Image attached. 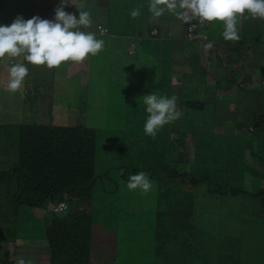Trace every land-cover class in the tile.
Instances as JSON below:
<instances>
[{
    "label": "rangeland",
    "instance_id": "obj_1",
    "mask_svg": "<svg viewBox=\"0 0 264 264\" xmlns=\"http://www.w3.org/2000/svg\"><path fill=\"white\" fill-rule=\"evenodd\" d=\"M121 1H126L128 7L125 8L124 3H119L118 8H115V3L118 2L113 1L111 9L101 7L108 4L110 0H66L70 3L65 7V11L75 14L79 18L80 10H92L95 20H92L90 27H82L81 30L94 32L98 39L104 40L109 36L125 37L126 39L130 36L131 38L132 28L139 27L143 32H150L151 27L158 23L155 28L158 32L160 30L161 36L168 33L169 36L166 39L172 42L174 40L170 38L173 34L180 37L177 41L179 47L181 46L180 48L185 45L184 38L189 47L197 44L202 47L207 46V44H200L197 41L189 42L186 39L187 23L178 18L177 15L165 12L158 19H154L152 14H149L150 0H135L133 4L129 3L128 0ZM139 4H142L144 8H139ZM60 5L61 0H5V25H10L17 16H22L24 19H31L34 16L49 20L54 19L55 9ZM135 8L146 12V16L150 19L149 25L146 24L145 17H131L130 13ZM140 19L143 20V23H130ZM99 23L108 25L111 33L100 35L97 30ZM246 26L247 23H244L243 17H241L238 22L240 35L238 41L224 40L222 35L224 25L220 22H206L201 26L200 30L207 33L210 41L215 45L214 48H208L215 62L206 68L202 66L198 75L205 76L207 80H214V82L209 92H204L202 96L195 92L197 97L187 96L186 100L201 101L203 99L207 103L205 112L197 111L194 116H197L201 122H204L205 118L209 122L216 118V126L211 129L213 134L226 133V139H230L232 133L240 134L243 140L249 143V147L255 146L257 150H261L260 156L264 157V145L254 142L258 130L249 129L251 125H255V114L264 113V67L259 70L260 75L255 73L253 68L249 69L243 66H241L239 74L234 73L233 75L230 71L224 72L222 66L227 60L218 55V52L225 51L230 55V58L234 57L236 60L231 64L228 63V66L231 65L233 68L242 65L243 59L246 57H248L247 61L252 62L256 67L264 65V51L254 48L252 52L254 54H250V46H247L243 41L246 35ZM155 38L164 39L159 36ZM150 41L152 40L150 39ZM223 44H226V48L222 47ZM104 49H106V42ZM141 49L144 55H146L145 53L148 54L150 60L148 57L145 59L144 56L129 55L126 52L127 57L123 59L122 54L115 51H101L96 56L90 55L82 63L66 62L59 68L49 69L46 66L30 64L33 69L29 70L27 78H30L31 82L27 84L28 86L26 85L25 92H18V100H14L10 91L7 92L9 77L4 78L5 75L9 76L6 66L11 60L6 58L1 61L0 124L5 126L0 128V174L3 177L4 173L14 166L18 153V137L8 134L11 125L7 126V124L14 123L95 128L96 133L99 132L100 140L97 148V152H99L97 156L98 173H105L106 167L111 164L123 166L111 170L109 177L105 176L103 182H100V186L96 188L97 199L94 205L93 236L100 247H105L107 244L109 249L108 260L103 258V261L110 262V264H114L115 259V264H149L150 260L147 259L151 256L152 248L155 245V237H153L155 216L158 209H163L167 205L168 198L165 195L167 189L175 187V184L170 183L171 181L166 175L153 177L152 172L145 169L143 172L148 174L153 183L152 189L147 194H141L139 189L130 191L127 188L128 179L130 175H133L132 158L138 153L136 146L144 143L148 136L144 132L146 120L140 116L143 114L141 108L144 106L142 97L153 92L161 96L166 95L167 90L165 89L168 86L167 79H163V82L159 83V73H152L151 64L160 70L158 63L154 61L157 49L154 46L149 47L147 44H143ZM101 63L102 71L99 70ZM179 64L182 65L180 59ZM114 65H116L115 74L119 75L126 71L130 75L127 79L128 85L124 86V83L117 81L114 86L110 82V79L113 78L109 76ZM180 66L177 65L173 70H183ZM171 67L174 66L168 65L167 70L162 75L163 77L167 78L170 75ZM224 69L226 71L227 66ZM247 72L251 76L250 78L247 77ZM177 77L174 75L171 80L177 81ZM218 81L222 82V89L219 91L218 87L221 84L217 83ZM108 84L111 85L108 86ZM29 89H33L34 96L30 95ZM200 89L198 90L200 91ZM21 102L22 109L20 111L19 108L17 110V107ZM11 107H16V112L12 111ZM8 108L10 109L8 110ZM141 120L143 124L137 128ZM132 133L137 134L134 136ZM188 137V145L194 150L195 160H199L207 148V140L195 141V136L193 137L191 134ZM261 140L260 143H264V138ZM217 141L219 142V146L216 147L217 151L219 153L228 152L226 158H219L216 164L221 163L222 160L235 162L236 158L233 157L234 146L227 144L231 141L224 145L221 144L220 137ZM125 161L128 164L126 166L123 164ZM124 167L130 168L124 170ZM147 167H150V163H145V168ZM207 170L209 168L205 164L200 166V172ZM210 171L212 174L218 173V170L212 169V167ZM252 171L255 177L264 178V163L257 161V165L253 167ZM221 179L225 178L221 177ZM14 187V180L0 181V249L10 250V258L16 255L17 258L19 257L18 261L23 260L25 264H34V262L49 264L50 260L47 262L48 255L45 254L47 243L44 240L43 222L42 220L39 221L40 219L44 220L45 216L41 215L42 218L40 216L35 217L38 219L36 221H27L31 219L29 216L26 217L27 220H19L17 222L20 226L19 231L14 228L15 222H12L10 226L4 223L13 215L15 210L12 199L17 190ZM199 196L203 198L202 194ZM216 199L213 197L207 202L214 211L203 210L201 213L203 218L211 216L213 222L216 216L215 209L219 204ZM170 200L171 202L175 201L173 198ZM50 203V200H46L39 209H47ZM174 203L178 212L182 206L178 207L176 201ZM29 208L28 205H20L19 214H24ZM225 211L231 215L232 219L228 220V224L223 228L229 231V235L237 231L240 236L236 239L237 241L231 242L230 248L228 246L223 247L218 250V253L215 248L213 254H210L208 260L203 264H264V226L261 227L263 220L255 214H251L248 219H245L247 222L245 224L241 221L242 215L239 211H232L231 207ZM45 213L46 215L48 213L49 215L53 214L50 210H46ZM134 214L140 215L144 226L133 229ZM207 224L210 223L207 222ZM207 228L216 229L217 226L211 224ZM16 232L22 238H18V234L15 237ZM4 237L5 240L9 238L10 241L8 243L3 242ZM15 238L16 240H13ZM238 247V250L231 252L230 249H237ZM48 254L50 256V251ZM96 258L99 259L100 257L96 256Z\"/></svg>",
    "mask_w": 264,
    "mask_h": 264
},
{
    "label": "trees",
    "instance_id": "obj_2",
    "mask_svg": "<svg viewBox=\"0 0 264 264\" xmlns=\"http://www.w3.org/2000/svg\"><path fill=\"white\" fill-rule=\"evenodd\" d=\"M243 21L247 23L243 41L250 46V54H254L252 53L254 48L264 51V20L252 19L245 14ZM0 24H5V0H0ZM155 27L156 24L152 30L153 36ZM136 43L135 38L128 50L129 54L136 52ZM247 59L248 57L243 59L242 65L230 68L234 70L233 75L234 73L239 74L241 66L253 68L255 73L259 74V70L264 65L256 67ZM226 60L231 64L236 59L233 57ZM14 62L16 61L11 60L8 66ZM24 62L29 70L33 69L27 61ZM246 74L247 77H251L248 72ZM8 77L5 75L4 78ZM236 80L238 81V78ZM193 81H195L194 77ZM30 82V78L26 77L22 91L15 93L10 91L14 100H18V92H25V87ZM213 82L214 80L203 81L202 78L203 88L200 91L198 87L169 88L166 96L170 98L175 95L177 97V108L183 115L175 122L165 125L166 127L164 126V129L157 133L156 138L147 136L144 143L136 146L138 153L133 156L131 163L133 174L146 169L152 172L153 177L166 175L170 183L175 184L174 188L167 189L165 193L168 198L167 205L163 209H158L155 216V230L153 231L155 245L151 256L147 259L150 260L149 264H203L208 260L209 255L213 254L215 248L217 253L223 247L230 248L231 242L237 241L236 239L240 236L237 231L229 235V231L223 228L228 224V220L232 219L231 215L225 211L230 207L232 211H239L242 215L241 221L245 224L247 223L245 219L255 214L263 220L261 227L264 226V178L255 177L252 171L257 161L264 163V157L260 156L261 150H257L253 145L249 147V143L245 142L240 134L232 133L230 139L225 138L226 133L213 134L211 129L216 126V118L212 122H209L207 118L201 122L197 116H194L197 111L204 113L207 103L203 99L201 101L186 100L187 96L197 97L195 92L201 96L204 92H209ZM217 83L221 84L218 87L219 91L222 89V82ZM1 89L2 85H0V99ZM29 90L30 95L34 96L33 89ZM7 92H9L8 88ZM20 105L22 102L17 110L19 108L21 111L22 106ZM145 107V105L142 106L143 114L140 116L146 120L148 114ZM11 110L16 112V107H11ZM255 116V125H251L249 129L258 130L254 142L264 145L260 143L264 138V113H257ZM142 124L141 120L137 128H140ZM3 126L5 125L0 124V128ZM7 126H10L8 134L18 137V153L14 166L4 173V177L0 174V181L14 180V189L17 191L12 199L15 205L13 215L4 223L10 226L12 222H15L14 228L19 231L20 226L17 225L19 205L40 206L46 200H59L65 195L69 205L68 209L61 213H53L43 220L45 237L50 249L49 264H110V262L103 261V258L107 259L108 256L107 244L105 247H100L93 236L96 188L100 186L105 176L109 177L111 170L123 166L111 164L106 167L105 173H98L99 132L96 133L95 128L87 126L40 123H14L7 124ZM132 134L136 136L137 133ZM190 134L195 136V141L207 140V148L199 160H195L194 150L188 145ZM218 137L221 138L223 145L231 141L227 144L234 146L235 162L222 160L221 163L216 164L219 158L225 159L228 152L219 153L217 151ZM145 163H150V167L145 168ZM123 164L128 165L126 161ZM203 164L209 168L206 172H200V166ZM211 167L218 170V173L212 174ZM127 168L130 167H124V170ZM221 177L225 179L222 180ZM199 194H202L203 198L198 197ZM213 197L219 202L215 209L214 222L211 221V216L203 218L201 214L203 210L214 211L207 204ZM170 198L177 202L178 207L182 206L178 212L175 201L171 202ZM133 219V229L144 226L140 215L134 214ZM211 224H215L217 228H207ZM15 237H17V232ZM8 239L5 240L4 237L2 241L8 242L10 241ZM220 242H222L221 245ZM115 244L117 247L116 241ZM238 249L239 247L230 250L235 252ZM9 251L0 249L1 264H15V255L10 258ZM96 256L100 258L97 259Z\"/></svg>",
    "mask_w": 264,
    "mask_h": 264
},
{
    "label": "clouds",
    "instance_id": "obj_3",
    "mask_svg": "<svg viewBox=\"0 0 264 264\" xmlns=\"http://www.w3.org/2000/svg\"><path fill=\"white\" fill-rule=\"evenodd\" d=\"M69 3L61 0V5L55 9V17L51 20L39 16L31 19L17 16L10 25L0 24V61L6 58L18 61L6 66L9 73L7 84L9 91L15 93L23 90L24 81L29 75V69L24 61L34 66H46L52 69L59 68L66 62L82 63L90 55L96 56L103 51L105 45L103 39H98L94 32L81 30L82 27L91 26V14L79 9L80 14L77 18L75 14L65 11ZM148 8L154 19L169 12L177 15L187 24L194 18L200 22H220L224 25L222 35L226 41L240 39L238 22L245 14L252 19L264 20V0H150ZM130 15L132 18L139 17L140 9H133ZM97 30L101 33L98 26ZM108 33L109 31L101 34ZM206 47L211 48L212 44L209 43ZM142 99L148 114L144 132L153 139L165 125L175 122L183 115L177 108L175 95L169 98L153 92L143 96ZM152 187V181L143 171L130 175L127 183L130 191L139 189L141 194H147ZM50 201V205L45 210L61 213L68 209L65 195L59 200ZM61 202L66 203L67 207L56 211L55 207ZM47 216L49 213L45 217ZM44 240L50 251L47 238L44 237ZM19 264H25V262L20 260Z\"/></svg>",
    "mask_w": 264,
    "mask_h": 264
},
{
    "label": "crops",
    "instance_id": "obj_4",
    "mask_svg": "<svg viewBox=\"0 0 264 264\" xmlns=\"http://www.w3.org/2000/svg\"><path fill=\"white\" fill-rule=\"evenodd\" d=\"M112 1L118 2V3H115V8H118L119 3H124L125 8L128 7V4L126 3V1H121V0H110V2L106 5L101 4L102 5L101 7L102 8L106 7V8L111 9L112 8ZM128 1H129V3L133 4V2L135 0H128ZM139 8L143 9L144 7L142 4H139ZM88 12L91 14L92 20H95V15L93 14V11L89 9ZM140 12H141V15L139 17H141V18L145 17L146 24L149 25L150 19L146 16V12L144 10H140ZM149 14H150V12H149ZM130 23L140 24V23H143V20L140 19L137 21H131ZM99 24H103V23H99ZM157 24L158 23H156V26H157ZM103 25L107 26L109 28L108 34H110L111 33L110 27L106 24H103ZM154 26L151 27L150 32H143L141 30V28H139V27L132 28V30H133V32L131 34L132 37L130 38V36H129V38L127 37V39L125 37L120 38V37H115V36L106 37L104 39L106 42V49H103V52L115 51L118 54H122L123 59H125L127 57V54H129V52H128L129 47L131 46V44L134 42V39L136 38V42H137L136 43L137 44L136 52L133 54H129V55L135 56L138 54V55L144 56L145 59H147L146 57H148V54L145 53L146 55H144L141 51L143 44H147L149 47L154 46V48L157 49V54L154 55V61H155V63H158L160 70L156 66H152V64L150 63L151 67H152V73H157V72L159 73V83H162L163 79H167L166 80L167 85H168L166 87L167 92H169V88L175 89L177 87H182V86H183L182 89L183 88L189 89V88H194V87L203 88L202 78H203V81H206L207 79L205 76H199L198 71L202 68V66H204L206 68V66L212 65L213 62H215L214 57L211 56L209 49L206 48L205 46H203V47L199 46L198 44L194 45L192 47H189L188 43L185 41V38H184L185 45L183 46V48H180L181 46L179 47V43L177 42L178 38H180V37L173 34L172 38H170V39L174 40L172 42L171 40L166 39V38H168L169 34L165 33L164 36H161L160 30H159L158 34H155L153 36L152 30H153ZM99 34L102 35L101 33H99ZM157 36L163 37L164 39L155 38ZM150 39L152 41H150ZM225 46H226V44L222 45L223 48H226ZM149 50H151V49H149ZM125 52L127 54H125ZM167 52H170V53H167ZM218 55L223 56L226 59L227 58L230 59V56L228 55V53H225V51L218 52ZM179 59L182 60L181 66L179 64ZM149 60H150V58H149ZM201 62L203 63V65ZM224 63L225 64L222 66L224 72L227 73L228 71H230V73H232L234 70L230 69V68H233V66H231V65L228 66L229 62L225 61ZM168 65H171L174 67H171L172 71L169 73L170 75H168V77L166 78V77H163L162 75L167 70ZM177 65L182 67L183 70H178V71L173 70ZM226 66H227V69L225 71L224 67H226ZM228 67H230V68H228ZM102 68H103V66L101 63V65L99 66V70L102 71ZM115 68H116V65L113 66L112 73L109 76L110 78H113L112 81L110 80L112 82V84L115 86V83L117 81H121L122 84L124 83V86L128 85L127 79L129 78L130 75L128 73H126V71H124L123 73H121L119 75L115 74L114 73ZM140 69L143 70V68H141V67H140ZM174 75L178 76L177 81L171 80L172 78H174ZM193 77H194L195 81H193ZM197 79H199V80H197ZM19 207L17 209V212H18L17 221L23 220V219L27 220L26 219L27 216L31 217V219L30 220L28 219L27 221H36L38 219H36L35 217H38V216L41 217V215L46 216V213H45L46 210L45 209H39V207H41V206L30 207L28 209V211H26L24 214H19ZM41 220L42 219H40L39 221H41ZM18 238H22V237L19 236V234H18ZM3 242H5V241H3ZM46 248H47V246H46ZM45 254L48 255V257H47V262H48L49 261L48 248H47V251ZM18 260H19V257L17 258V262H19ZM34 264H38V263L34 262Z\"/></svg>",
    "mask_w": 264,
    "mask_h": 264
},
{
    "label": "built area",
    "instance_id": "obj_5",
    "mask_svg": "<svg viewBox=\"0 0 264 264\" xmlns=\"http://www.w3.org/2000/svg\"><path fill=\"white\" fill-rule=\"evenodd\" d=\"M206 22H200L198 19L193 20L189 22L186 25V39L189 42H199L200 44H212V47H214V44L210 41L209 36L207 33L200 31V28L202 25H204ZM98 29L102 34H106L109 30L104 25H98ZM155 34L158 33V30L155 28L153 31ZM67 207V204L64 202H61L55 207L56 211L63 210Z\"/></svg>",
    "mask_w": 264,
    "mask_h": 264
}]
</instances>
